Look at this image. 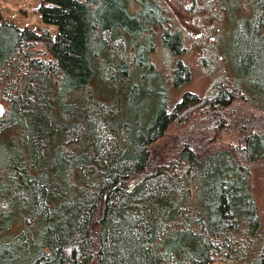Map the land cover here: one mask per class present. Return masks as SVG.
Returning a JSON list of instances; mask_svg holds the SVG:
<instances>
[{
	"label": "trees",
	"instance_id": "1",
	"mask_svg": "<svg viewBox=\"0 0 264 264\" xmlns=\"http://www.w3.org/2000/svg\"><path fill=\"white\" fill-rule=\"evenodd\" d=\"M244 3L228 62L216 39L200 43L206 93L170 105L145 85L160 79L154 27L175 56L171 86L188 77L184 33L159 0H39L53 33L0 13V264H264L250 185V167L264 170V0ZM195 115L216 128L212 146L209 129L202 145L179 134L152 150Z\"/></svg>",
	"mask_w": 264,
	"mask_h": 264
},
{
	"label": "rangeland",
	"instance_id": "2",
	"mask_svg": "<svg viewBox=\"0 0 264 264\" xmlns=\"http://www.w3.org/2000/svg\"><path fill=\"white\" fill-rule=\"evenodd\" d=\"M159 1L165 6L168 14L173 17L174 22L184 33L185 47L183 52L178 55V58L187 66L188 77L184 82L176 86H171L170 70L174 64L175 56L170 54L165 47L161 45L158 39L159 28L154 27V47L147 55L154 68L157 69V76L160 79L148 77L145 80V85L150 88L161 87V90L166 94L167 104L170 105L180 97L183 91L194 92L197 95L206 93L214 73L208 70V65L201 63L202 45L200 43H202L203 39L209 37L212 40L216 39V47L219 50H217V52L221 55L223 54L225 62H228L229 60L227 57L230 55L229 37L223 39V36L232 32L234 23L231 16L235 19L245 15L246 8H244V1L246 0H240L243 3L242 7L231 12L230 15L227 13L228 9L225 10V12H219V8L216 9L218 5H216V1L219 3V0H214L215 3L213 2V5L208 4L211 0H182L181 2L180 0ZM38 3L39 0H0V13L18 25H27L32 28L46 27L50 33H53L55 31V26L50 23H45L40 19L37 11ZM217 12H219L221 17L219 21L216 19L218 18ZM221 55H219V58L223 60ZM148 100L149 99H141L139 103L140 107L149 108L151 102ZM233 105L236 109L240 108L238 104L234 103ZM195 122H197V126ZM200 123L202 124L195 115L186 118L181 123L168 126L164 133L151 143L153 144L151 145L152 150H168L173 144L175 136L178 137L179 134L186 136L192 133L190 136L192 135L194 138L190 140L197 144L199 142L202 145L205 133L208 132L209 129V135L212 134V140L209 142L212 146L214 144L213 141L216 140V128L209 127L202 131ZM194 128L195 132L193 133ZM218 134L221 136L223 135L221 132ZM205 148L203 144L202 150ZM250 185L256 202L264 214V170L261 169V166L257 167V165L254 166L253 164L250 167Z\"/></svg>",
	"mask_w": 264,
	"mask_h": 264
},
{
	"label": "water",
	"instance_id": "3",
	"mask_svg": "<svg viewBox=\"0 0 264 264\" xmlns=\"http://www.w3.org/2000/svg\"><path fill=\"white\" fill-rule=\"evenodd\" d=\"M3 110V103L0 101V114ZM209 264H226V262L222 261V260H215L210 262Z\"/></svg>",
	"mask_w": 264,
	"mask_h": 264
},
{
	"label": "crops",
	"instance_id": "4",
	"mask_svg": "<svg viewBox=\"0 0 264 264\" xmlns=\"http://www.w3.org/2000/svg\"><path fill=\"white\" fill-rule=\"evenodd\" d=\"M4 16V15H3ZM6 17V16H5ZM14 22V21H13Z\"/></svg>",
	"mask_w": 264,
	"mask_h": 264
}]
</instances>
